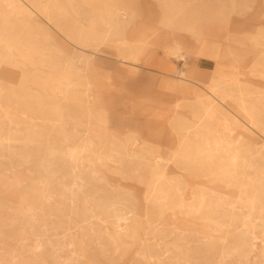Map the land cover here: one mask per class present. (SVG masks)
Wrapping results in <instances>:
<instances>
[{
    "label": "rangeland",
    "instance_id": "rangeland-1",
    "mask_svg": "<svg viewBox=\"0 0 264 264\" xmlns=\"http://www.w3.org/2000/svg\"><path fill=\"white\" fill-rule=\"evenodd\" d=\"M11 2L0 264H264V0Z\"/></svg>",
    "mask_w": 264,
    "mask_h": 264
},
{
    "label": "bare ground",
    "instance_id": "bare-ground-1",
    "mask_svg": "<svg viewBox=\"0 0 264 264\" xmlns=\"http://www.w3.org/2000/svg\"><path fill=\"white\" fill-rule=\"evenodd\" d=\"M0 1H3V2H5V3H10L12 0H0ZM14 1V0H13ZM56 1V0H55ZM12 3V2H11ZM15 3V2H14ZM57 3V2H56ZM16 4V3H15ZM10 5V4H9ZM12 5V4H11ZM14 6V5H13ZM9 7V6H8ZM20 7H22V6H20ZM15 8H16V6H15ZM18 8V7H17ZM34 12V11H33ZM32 12V15H34V13ZM120 14V13H119ZM15 15V14H14ZM67 15H69V14H67ZM121 15V14H120ZM119 15V16H120ZM124 15V14H123ZM33 17V16H32ZM35 17H37L36 15H35ZM72 18V17H71ZM126 18V17H125ZM32 19H34V18H32ZM31 19V20H32ZM57 19V18H56ZM66 19V18H65ZM21 20V19H20ZM74 20V19H73ZM33 21V20H32ZM57 22V21H56ZM65 22H67V21H65ZM60 23H61V21H60ZM36 24V23H35ZM59 25V24H58ZM67 25V24H66ZM84 25V24H83ZM80 26V25H79ZM57 27V26H56ZM72 27V26H71ZM71 27H69V26H66L65 28H62V30L68 35V36H75V34L77 35V30H78V26H77V29L76 28H74V29H72ZM74 27H76V25L74 26ZM83 27H85V26H83ZM119 27V26H118ZM58 28H59V26H58ZM114 28V27H113ZM120 28V27H119ZM60 29V28H59ZM82 29V28H81ZM84 29V28H83ZM84 31V30H83ZM82 32V31H81ZM86 32V31H85ZM79 33V32H78ZM83 33V32H82ZM95 33V32H94ZM121 33V32H120ZM38 34V33H37ZM80 35V34H79ZM87 35V34H86ZM82 36H84V33L82 34ZM81 36V37H82ZM46 37V36H45ZM80 37V36H79ZM81 37H80V42H81ZM83 38V37H82ZM79 39V38H78ZM45 41V40H44ZM80 44V43H79ZM80 50V49H79ZM173 51H174V53L175 54H182V51H183V48L180 46V45H178L177 43H176V45H175V47H174V49H173ZM11 53V52H10ZM9 54V53H8ZM140 54V53H139ZM13 55V54H12ZM15 56V55H14ZM183 55H180L179 57H182ZM9 57V56H8ZM9 58H11V56L9 57ZM135 61V60H134ZM165 64V65H164ZM161 69H163V70H171V64H166V63H164V62H162V65H161ZM184 75V69H182L181 70V75L180 76H178L179 78H182V76ZM2 89V88H1ZM241 97V96H240ZM243 101V100H242ZM238 112V111H237ZM61 114V113H60ZM62 116V115H61ZM19 117V116H18ZM63 117V116H62ZM61 117V118H62ZM17 118V117H16ZM10 120V119H9ZM12 120V119H11ZM13 121V120H12ZM62 121V120H61ZM64 121H65V119H64ZM64 123V122H63ZM65 124V123H64ZM63 124V125H64ZM195 127V126H194ZM66 129H67V127H66ZM54 131H55V129H54ZM67 131V130H66ZM58 134H61V132L59 133L58 132ZM88 134V133H87ZM87 134H86V138H87ZM90 134V133H89ZM69 135V134H68ZM85 136V135H84ZM67 138H68V136H67ZM83 139L85 140V138L83 137ZM88 139H89V137H88ZM67 140V139H66ZM86 141H88L89 142V140H86ZM80 143V142H79ZM81 143H85V142H81ZM87 143V142H86ZM82 145V144H81ZM80 145V146H81ZM78 146V145H77ZM76 146V147H77ZM87 146V145H86ZM74 147H75V145H74ZM83 148H84V146H83ZM86 148V147H85ZM80 149V148H79ZM82 150V149H81ZM77 151V150H76ZM74 152V151H73ZM83 153V152H82ZM233 155H235V154H233ZM233 157V156H232ZM29 159V158H28ZM255 160V159H254ZM76 161H77V158H76ZM248 161V160H247ZM252 161V160H251ZM251 170H253V169H251ZM236 173V172H235ZM251 176V175H250ZM254 176V175H253ZM255 177V176H254ZM253 177V178H254ZM76 180H78V177H77V179ZM252 181H254V180H252ZM255 184H257V183H255ZM157 185V184H156ZM155 187H157V186H155ZM155 189V188H154ZM47 192V191H46ZM254 192V191H253ZM254 194H256V193H254ZM42 196V195H41ZM43 197V196H42ZM40 198V197H39ZM225 206V205H224ZM234 208V207H233ZM232 208V209H233ZM202 209V208H201ZM21 230V229H20ZM24 232V231H23Z\"/></svg>",
    "mask_w": 264,
    "mask_h": 264
},
{
    "label": "crops",
    "instance_id": "crops-1",
    "mask_svg": "<svg viewBox=\"0 0 264 264\" xmlns=\"http://www.w3.org/2000/svg\"><path fill=\"white\" fill-rule=\"evenodd\" d=\"M206 58V57H205ZM210 59V58H209ZM161 65H162V63L160 64V66L159 67H161ZM188 76L190 77V83H194V84H199L198 82H199V80H198V78H197V76H196V74H195V72H189L188 73ZM173 89V88H172Z\"/></svg>",
    "mask_w": 264,
    "mask_h": 264
}]
</instances>
